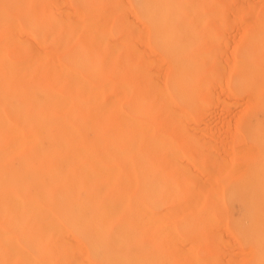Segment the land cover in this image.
I'll return each instance as SVG.
<instances>
[{"label": "bare ground", "instance_id": "6f19581e", "mask_svg": "<svg viewBox=\"0 0 264 264\" xmlns=\"http://www.w3.org/2000/svg\"><path fill=\"white\" fill-rule=\"evenodd\" d=\"M0 264H264V0H0Z\"/></svg>", "mask_w": 264, "mask_h": 264}]
</instances>
